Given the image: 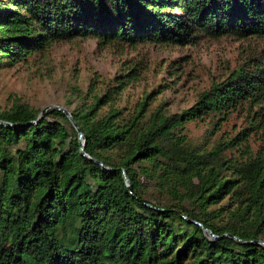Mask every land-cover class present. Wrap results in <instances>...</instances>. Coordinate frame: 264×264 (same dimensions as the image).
I'll use <instances>...</instances> for the list:
<instances>
[{"label":"trees","instance_id":"1","mask_svg":"<svg viewBox=\"0 0 264 264\" xmlns=\"http://www.w3.org/2000/svg\"><path fill=\"white\" fill-rule=\"evenodd\" d=\"M87 37L255 51L177 114L101 112L95 96L69 112L83 146L58 111H0V264H264V0H0V69ZM207 118L209 136L243 126L190 142L186 124ZM141 178L166 199L148 202Z\"/></svg>","mask_w":264,"mask_h":264},{"label":"rangeland","instance_id":"2","mask_svg":"<svg viewBox=\"0 0 264 264\" xmlns=\"http://www.w3.org/2000/svg\"><path fill=\"white\" fill-rule=\"evenodd\" d=\"M98 43L94 37L54 43L44 54L33 55L25 63L1 68L0 111L20 101L39 114L48 106L70 112L88 105L95 96L105 95L101 112L113 107L130 114L144 105V115L159 106L165 114L173 115L192 106L202 91L255 51L254 43L233 38L201 39L187 46L141 43L103 47ZM129 74L120 80L123 84H115V77ZM114 85L115 99L108 103L112 97L107 90ZM209 121L186 124L190 142L209 148L223 133L232 134L243 126L241 120L234 119L209 136ZM140 182L146 186V200L151 204L166 199L164 192L146 179Z\"/></svg>","mask_w":264,"mask_h":264},{"label":"water","instance_id":"3","mask_svg":"<svg viewBox=\"0 0 264 264\" xmlns=\"http://www.w3.org/2000/svg\"><path fill=\"white\" fill-rule=\"evenodd\" d=\"M50 110L58 111V112H60L61 114H63L67 119L70 120V122L74 125L76 131L78 132V134H79V141L82 143L81 145L83 146L84 143L82 142L81 134H80L79 129H78L77 126L75 125V123H74V121H73V119H72L70 113H69L67 110L63 109L62 107H59V106H48V107H46V108H45V109L39 114L38 120H37L34 124H36L40 119H42V118L44 117V115L46 114V112H47V111H50ZM0 125L6 126V127H8V128H11V127H12L11 124L4 123V122H1V121H0ZM81 151H83V149H81ZM123 177H124V180H125V182H126V185H127L128 187H130L129 181H128V179L126 178V176L123 175ZM200 227H201V229H202L204 232H207V233L210 235V237H212V238H216V237H215V236H214L209 230H207L206 228H204V227H202V226H200ZM224 237H227V235H223L221 238H224ZM221 238H220V239H221ZM231 238H232L233 240H235L236 242H238L239 244H245V243H243L241 240H239V239H237V238H235V237H231ZM255 243L261 245V246L264 248V243H263V242H255ZM248 244H253V242H250V243H248Z\"/></svg>","mask_w":264,"mask_h":264}]
</instances>
